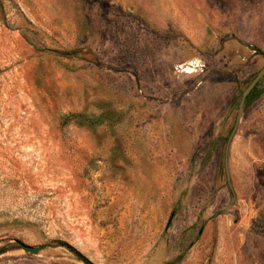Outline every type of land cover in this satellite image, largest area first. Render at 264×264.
Wrapping results in <instances>:
<instances>
[{
	"label": "rangeland",
	"instance_id": "rangeland-1",
	"mask_svg": "<svg viewBox=\"0 0 264 264\" xmlns=\"http://www.w3.org/2000/svg\"><path fill=\"white\" fill-rule=\"evenodd\" d=\"M263 68L264 0H0V264H264Z\"/></svg>",
	"mask_w": 264,
	"mask_h": 264
},
{
	"label": "water",
	"instance_id": "water-1",
	"mask_svg": "<svg viewBox=\"0 0 264 264\" xmlns=\"http://www.w3.org/2000/svg\"><path fill=\"white\" fill-rule=\"evenodd\" d=\"M264 76V68L258 73L257 77L253 80V82L250 84V86L247 88V90L243 93V96H242V101L245 99V97L247 96V94L249 93V91L252 89V87L255 85V83L258 81L259 78L263 77ZM242 101L239 105V109H238V115L241 113V110H242ZM21 248L27 252H31V253H35L38 251V247H31V246H28V245H24V244H21Z\"/></svg>",
	"mask_w": 264,
	"mask_h": 264
},
{
	"label": "trees",
	"instance_id": "trees-1",
	"mask_svg": "<svg viewBox=\"0 0 264 264\" xmlns=\"http://www.w3.org/2000/svg\"><path fill=\"white\" fill-rule=\"evenodd\" d=\"M264 77V76H263ZM253 92H254V90H253ZM251 95H252V93H249V96H247L248 98H250L251 97Z\"/></svg>",
	"mask_w": 264,
	"mask_h": 264
}]
</instances>
